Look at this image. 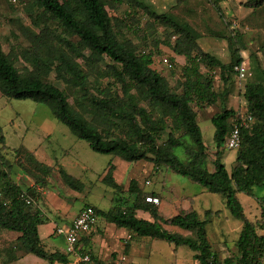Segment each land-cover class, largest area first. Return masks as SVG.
Instances as JSON below:
<instances>
[{
  "label": "trees",
  "instance_id": "obj_1",
  "mask_svg": "<svg viewBox=\"0 0 264 264\" xmlns=\"http://www.w3.org/2000/svg\"><path fill=\"white\" fill-rule=\"evenodd\" d=\"M23 11L31 27L18 29L27 46L5 54L0 45V96L8 100H30L48 107L53 117L68 128L90 150L111 155L127 163H151L156 175L163 170L189 178L210 194L219 195L229 216L241 223L235 242L236 254L220 260L213 252L206 227L220 210L181 211L163 219L158 209L145 202L135 180L129 182V200L115 197L111 209L98 216L125 229L129 240L149 238L193 252L198 264H261L264 258V70L255 61L260 77L244 86V115L253 118L251 127L240 131V145L230 172L222 162L224 144L238 114L226 106L229 84L236 79L233 68L242 63L235 36L227 37L231 56L228 64L202 51L199 34L184 20L171 13H158L144 0H22ZM190 0H175L181 7ZM123 16H110L106 3ZM218 0L212 5L218 11ZM264 0H246L245 7L258 9ZM146 19L141 25V20ZM54 21L55 27L50 23ZM162 29L158 32V29ZM131 35L135 42L127 35ZM14 36V34H12ZM165 47L173 56L185 59L173 87L152 68L153 60ZM22 61L23 74L15 64ZM173 62V58L171 59ZM105 64L106 73L97 70ZM206 72L202 73L201 69ZM218 82L222 91L214 89ZM172 71V70H170ZM60 84L48 81L51 74ZM171 76L174 72H171ZM107 83L101 86V80ZM219 104L210 121L214 127V150L204 145L197 123V112ZM198 110V111H197ZM7 147L0 127V250L8 248L4 234L14 236L26 255L47 264H71L67 255L46 250L38 235V226L48 220L38 208L41 194L48 185L52 168L37 162L25 152L14 150L15 163L33 183L22 190L10 177L12 164L4 155ZM182 151L184 159L178 151ZM211 165V169L209 168ZM62 183L81 192V182L61 167L57 170ZM113 166L102 182L121 193L114 182ZM258 188L260 195L254 193ZM254 199L260 207V219L252 222L237 195ZM29 202V203H27ZM127 203V204H126ZM148 213L152 222L136 217ZM162 225L192 232L194 238L169 233ZM5 248V264L14 260ZM129 243H125L127 253ZM1 252V251H0ZM90 253V252H89ZM91 255V254H90Z\"/></svg>",
  "mask_w": 264,
  "mask_h": 264
},
{
  "label": "rangeland",
  "instance_id": "obj_2",
  "mask_svg": "<svg viewBox=\"0 0 264 264\" xmlns=\"http://www.w3.org/2000/svg\"><path fill=\"white\" fill-rule=\"evenodd\" d=\"M144 1L158 13H171L189 23L200 34L199 45L202 51L208 52L222 64H228L231 56L227 37L236 35L238 42L235 44V47L239 50L242 63L245 64L251 76L244 82H239L236 79L230 82V93L226 106L235 112L244 110L245 101L242 96L244 86L249 82L256 81L260 77L258 69L254 64L255 61L264 70V5L258 9H251L245 7L246 0H218L217 5L220 8V11H218L216 6L212 5L215 0H191L181 7H177L174 0ZM106 5V10L110 16H123V8L119 12H115L110 6V2L106 3ZM23 6L24 1L22 0H14V2L12 0H0V45L5 54L9 53L11 49L17 50L28 45L18 29L19 24L23 27H31L30 19L23 11ZM145 20H141V25L145 23ZM50 25L55 27L56 23L52 21ZM161 30L159 28L158 32H161ZM127 35L135 42V39L131 35ZM171 56L170 50L161 47L159 54L154 57V62L157 64V69L155 70L166 78L170 86L173 87L179 77V66L182 63H177L172 71H168L160 65L161 60L169 59ZM15 66L23 74H27L29 71V69H24L25 64L22 61L17 62ZM97 70L101 71L102 74H105L107 71L105 64H100ZM201 71L202 73L206 72L203 68ZM171 72H174L173 76H171ZM215 72L216 75L214 76L216 78L218 71L216 70ZM48 81L60 87V84L54 80L53 73L49 76ZM107 82V79H103L100 85L104 86ZM222 88V83L215 79V91L219 93L222 91ZM220 108L221 106L216 104L202 111L197 110V123L201 131L203 143L210 152L214 150V127L210 118L218 113ZM0 127L5 137V146L7 147L4 155L12 164V169H15L16 172L20 168L15 163L12 149H18L20 151L19 155L39 147L55 150L57 159L60 163L66 165L67 168L65 170L67 173L79 180L83 187L85 186L83 192L77 194L76 191L72 192V190L63 186L56 170H53L51 173L49 187L45 191H51L55 194V197L60 192V197L69 201V215L77 213V209L83 204L89 203V205H94L95 201L98 202L99 208L102 209L99 212L104 214V211L108 210L107 203L111 202L110 205L112 206L111 198L113 196L126 202L130 199L127 193L130 180H136L143 187L146 186L144 183L148 181L152 185L145 187V189L150 192H159L164 198L175 202L176 204L172 203V205L176 207L175 211L178 213L183 211L182 208H188V210L196 211L202 217L205 210H211L212 212L220 210L221 214L217 217L215 216L206 227L209 243L213 252L216 253L221 261L236 254L235 242L241 228V223L229 216V212L224 207L219 195L210 194L206 189L192 182L189 178L177 175L168 169L163 170L161 174L155 175V173L147 172V168L150 166L149 162L138 161L127 163L119 158L113 159L111 155L94 153L86 142L78 140L70 133L67 127L60 124L53 117L48 107L30 100H8L0 96ZM63 151H67L68 153L65 157L62 155ZM234 153L236 154V152H229L225 149L222 151V159L228 172L231 171L234 164ZM178 154L182 159L185 158L181 150L178 151ZM108 164L115 165L117 171L132 168L135 172L138 171L140 166L145 167L143 168V175L133 176L121 172L120 178H118L121 185V193L114 194V192H111L110 189H107L101 183L100 179V174L104 172ZM209 168L211 169V165H209ZM163 185L165 186V190L169 189V192L162 190ZM254 193L261 194L258 188L254 189ZM145 195H149V193H145ZM237 197L246 217L250 221L254 222L260 219V207L254 199L248 198L243 194H238ZM43 198L41 196V201L38 205L41 206L44 212L50 206ZM100 217L102 218L101 215ZM99 224H103V219H99ZM163 229L182 237L194 238L192 232L178 230L166 225L163 226ZM106 232L110 236L108 229H106ZM3 238L6 239L8 248L11 249L9 252L14 255V258H23L24 252L15 242L14 236L4 234ZM25 256L37 261L38 264L45 263L43 260L32 255L25 254ZM116 256V260H110V263L114 264V260L117 262L123 257L125 258L123 264H198L193 259V252L188 248L179 247L174 252L173 245L151 239L132 243L126 254L121 250ZM261 264H264V258Z\"/></svg>",
  "mask_w": 264,
  "mask_h": 264
},
{
  "label": "crops",
  "instance_id": "obj_3",
  "mask_svg": "<svg viewBox=\"0 0 264 264\" xmlns=\"http://www.w3.org/2000/svg\"><path fill=\"white\" fill-rule=\"evenodd\" d=\"M174 2H175V0H174ZM187 24L191 28H193L189 23H187ZM199 36H200V34H199ZM206 53H208V52H206ZM172 58H173V62L171 61ZM167 60L173 65V68L171 70H174V67L177 63H182V65L179 66V69H181V67H183L185 65V59H184V57H181V56H173L172 55ZM161 62H162V60L160 61V65L162 67L166 68ZM241 64H243L245 66L244 63H241ZM152 68L157 69V64L154 62V60H153ZM167 70L170 71L169 69H167ZM217 78H218V75L215 79H217ZM236 80H237V78H236ZM14 150H18V149H12L11 151H14ZM26 152L30 153L37 162H39V163H41L47 167L52 168V172H53V170L57 171L59 167H61L64 170L67 168L64 163H60V161L57 159L55 150H47V149H43V148L39 147V148L31 150L30 152L29 151H26ZM66 154H68L67 151L62 152L63 157H65ZM234 155L236 156L235 153H234ZM113 159H115V158L113 157ZM222 162L224 164L223 159H222ZM148 164L150 166L147 168V172H152V174H153L154 172H153L152 165H151V163H148ZM110 165L113 166L112 175H113L114 182L117 185H119L120 187H121V185L119 184L120 181L118 180V178H120L121 172H125L126 175H133V176L134 175L135 176L143 175L142 174L144 172L143 168L145 167V166L144 167L140 166L138 171L134 172V169H132V168L131 169L125 168L122 171H117L115 165H112V164H110ZM107 170H108V166L104 170V172L102 174H100L101 175V177H100L101 183H103L102 180H103ZM15 174H16V176H15ZM11 179H13L14 182L22 188V190L33 187V183L25 176V174H23V171H21V170H18V172H16L15 169H12L11 170ZM60 181H61V179H60ZM61 183H62V181H61ZM103 185L106 186L104 183H103ZM144 185H145V183H144ZM151 185L152 184L149 183V185H146L143 187L142 185H139V183H138V187L142 192L149 193V195H152V196L157 197L159 199L160 204L158 206L153 205L154 207H156L158 209L159 215L163 219L171 218L173 216L178 215L179 213L175 211L176 207L172 205V203L176 204L175 202H171V201H169V199L164 198L162 196V194L159 192H155V191L150 192V191H147L145 189V187H150ZM63 186L66 187L64 184H63ZM128 186H129V184H128ZM48 187H49V178H48L47 187H45L43 189L37 188V190L40 192L41 196L44 197L43 199L46 200V202H48V205L50 206V208L44 212L41 209V206H38L42 215L44 217H46L48 220L43 225L38 226V235H39L41 243L43 244V246L45 247L46 250H49L51 253L54 251H59L60 253L63 254L64 240H63L62 236L56 234V229L61 228V227H65V228L69 227L72 224V222L74 221V219L77 217L78 213L86 206L93 207L95 211L96 210L101 211L102 209L99 208L98 202L95 201L96 203L94 205H89V203H85L77 209V213L75 212V213H72L69 215V213H68L70 211V205L68 204L69 201L66 199H63V197H60V192H58L57 194H59V195H57L55 197V194H53L51 191L50 192L45 191V190H47L46 188H48ZM84 187H83V190H84ZM106 188L110 189L111 192H114V194L116 193L115 190H113L107 186H106ZM83 190L81 192H77V194L82 193ZM162 190L169 192V189L165 190L164 185L162 186ZM114 198L115 197L113 196V198H111V200H113ZM39 203H40V201H39ZM110 203L109 202L107 203L108 205H106V206H108V210L104 211L105 213L111 209ZM99 204H103V203H99ZM176 206L179 208L178 205H176ZM182 209H183V211L188 210V208H182ZM136 217L139 219L148 221V222L153 221L151 216L148 213H144L141 211L136 212ZM99 219H103L102 225L99 224ZM163 226L164 225H162V227ZM166 226H169V225H166ZM169 227L181 230L178 227H174V226H169ZM106 229L109 230L110 236H108ZM144 239H149V238H142V239L131 241V240H129V234L125 229H119L114 224H111L108 221H106L103 217L101 218L100 216H98L97 223L92 228V230L86 234H82L79 237V240L77 243L78 254H80L84 251H88L91 254L93 264H107V263L112 264V263H110V260L115 259L117 257L116 254L119 253L121 250H123V253L126 254L124 252L126 242L129 243V248H128V251H129L132 243H136V242H138L140 240H144ZM5 248L6 247H4V248L2 247V249L0 250L1 251L0 252V259H1L0 264H5V261L7 258L5 256ZM6 249H8V248H6ZM16 259H18V258L17 257L14 258V260H12L10 263H7V264H38L37 261L29 259L27 256H25V254H24L23 258H21V259L19 258L18 260H16ZM68 259H69V261H71V264H76L77 260H78L77 256H71V257H68ZM115 260L113 261L114 264L116 263ZM43 264H47V263L45 262ZM54 264H57V263H54Z\"/></svg>",
  "mask_w": 264,
  "mask_h": 264
},
{
  "label": "built area",
  "instance_id": "obj_4",
  "mask_svg": "<svg viewBox=\"0 0 264 264\" xmlns=\"http://www.w3.org/2000/svg\"><path fill=\"white\" fill-rule=\"evenodd\" d=\"M12 2H14V0H12ZM161 63L169 70L173 68V65L167 59H163ZM233 71L239 82H244L251 76L243 64L235 66ZM238 117L239 119H234V127L224 144V149L229 152H236L238 150L240 145V131L249 129L253 123V118L249 115H244L243 112H240ZM145 185H149V182H145ZM145 202L154 206L160 204L159 199L152 195H146ZM97 220L98 216L94 208L86 206L78 213L69 227L56 229V234L62 236L64 240L63 254L69 257L77 256L78 260L76 264H93L91 255L88 251L78 254L77 243L82 234H86L92 230ZM124 261L125 258L122 257L115 264H123Z\"/></svg>",
  "mask_w": 264,
  "mask_h": 264
}]
</instances>
